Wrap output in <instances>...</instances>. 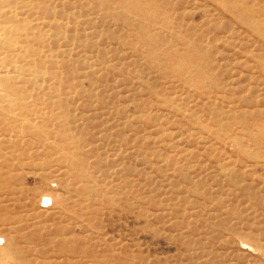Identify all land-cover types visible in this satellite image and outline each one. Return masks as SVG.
<instances>
[{"label":"rangeland","instance_id":"obj_1","mask_svg":"<svg viewBox=\"0 0 264 264\" xmlns=\"http://www.w3.org/2000/svg\"><path fill=\"white\" fill-rule=\"evenodd\" d=\"M0 264H264V0H0Z\"/></svg>","mask_w":264,"mask_h":264}]
</instances>
